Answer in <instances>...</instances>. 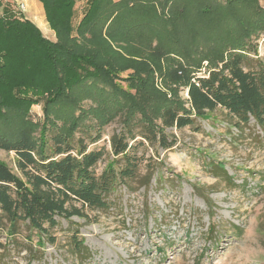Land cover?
<instances>
[{"label":"trees","instance_id":"1","mask_svg":"<svg viewBox=\"0 0 264 264\" xmlns=\"http://www.w3.org/2000/svg\"><path fill=\"white\" fill-rule=\"evenodd\" d=\"M39 1L55 40L0 0V149L15 153L21 174L0 159V233L8 238L17 240L25 224L55 244L59 218L107 209L117 184L138 177L143 140L176 145L167 128L194 126L219 109L240 130L252 121L264 128L259 0H87L80 16L78 0ZM156 66L166 86H186L189 107L175 88L169 96L156 85ZM37 102L40 126L28 119ZM117 115L123 129L111 137L114 159L98 174L107 151L89 144ZM25 241L32 252V234Z\"/></svg>","mask_w":264,"mask_h":264},{"label":"rangeland","instance_id":"2","mask_svg":"<svg viewBox=\"0 0 264 264\" xmlns=\"http://www.w3.org/2000/svg\"><path fill=\"white\" fill-rule=\"evenodd\" d=\"M259 1L264 7V0ZM3 2L20 13L16 0ZM86 2L77 1L79 16ZM38 26L56 39L50 25ZM259 45L262 54L263 41ZM206 65L207 61L203 72ZM169 68L163 60V72ZM155 79L169 96L175 88L189 107L186 86H166L157 66ZM84 104L93 106L89 98ZM28 119L43 124L42 102L33 104ZM91 120L97 118L91 115ZM122 129L117 115L102 125L101 139L89 144V150L107 151L96 166L98 174L113 162L111 137ZM166 132L169 140L177 138L169 149L137 137L144 141L136 150L141 160L138 177L129 186L117 184L107 198V209H86L89 219L59 218L60 224L51 230L55 244L25 224L17 240L0 233L5 245L0 248V264H264V128L252 121L240 130L219 109L206 119L198 118L194 126ZM34 133L39 136V129ZM0 159L21 175L13 151L0 149ZM28 234L37 243L32 252L25 241Z\"/></svg>","mask_w":264,"mask_h":264},{"label":"crops","instance_id":"3","mask_svg":"<svg viewBox=\"0 0 264 264\" xmlns=\"http://www.w3.org/2000/svg\"><path fill=\"white\" fill-rule=\"evenodd\" d=\"M27 5V10L29 16L25 15V17L31 19L38 25H43L45 27H49V23L47 22L46 15L44 14L43 4L39 0H24ZM78 4V3H77ZM25 11V13H26ZM42 26V27H43Z\"/></svg>","mask_w":264,"mask_h":264},{"label":"built area","instance_id":"4","mask_svg":"<svg viewBox=\"0 0 264 264\" xmlns=\"http://www.w3.org/2000/svg\"><path fill=\"white\" fill-rule=\"evenodd\" d=\"M16 1H17V5L19 7V10L22 12H25L26 8H27L25 1H23V0H16Z\"/></svg>","mask_w":264,"mask_h":264}]
</instances>
